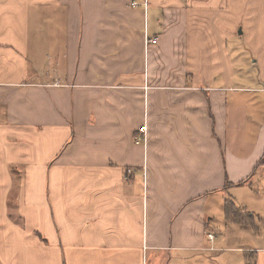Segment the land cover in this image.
<instances>
[{
    "label": "crops",
    "instance_id": "crops-1",
    "mask_svg": "<svg viewBox=\"0 0 264 264\" xmlns=\"http://www.w3.org/2000/svg\"><path fill=\"white\" fill-rule=\"evenodd\" d=\"M143 3L0 0V264H264L207 210L264 170V0Z\"/></svg>",
    "mask_w": 264,
    "mask_h": 264
},
{
    "label": "rangeland",
    "instance_id": "rangeland-1",
    "mask_svg": "<svg viewBox=\"0 0 264 264\" xmlns=\"http://www.w3.org/2000/svg\"><path fill=\"white\" fill-rule=\"evenodd\" d=\"M256 133L257 125L247 135L255 136ZM221 196L210 199L207 205V210L213 216L211 231L216 236L215 246L221 249L250 248L264 243V170L256 172L248 188ZM225 202L232 205V210L240 218L241 224H235L233 218L227 219ZM197 257L203 264H242L245 260L243 252L230 250L201 252Z\"/></svg>",
    "mask_w": 264,
    "mask_h": 264
},
{
    "label": "built area",
    "instance_id": "built-area-1",
    "mask_svg": "<svg viewBox=\"0 0 264 264\" xmlns=\"http://www.w3.org/2000/svg\"><path fill=\"white\" fill-rule=\"evenodd\" d=\"M133 6H136V4H132ZM143 6H144V9L147 7V0H144V3H143ZM144 43H145V47L148 48L149 46H152V45H155L157 43V40L155 38H149L145 35L144 37ZM146 132H147V128L146 126H142L140 129H139V133L142 134V136L136 138V143H140V142H145L146 141ZM133 170H127V173L130 174L132 173ZM144 176V175H143ZM145 178V176H144ZM214 239V237L212 235H208V240L210 242H212Z\"/></svg>",
    "mask_w": 264,
    "mask_h": 264
},
{
    "label": "trees",
    "instance_id": "trees-1",
    "mask_svg": "<svg viewBox=\"0 0 264 264\" xmlns=\"http://www.w3.org/2000/svg\"><path fill=\"white\" fill-rule=\"evenodd\" d=\"M224 210H225L227 219L228 218H233L232 221H234L235 224H239V223L241 224L240 218H237L238 216L232 210V205L229 204V202H225V204H224ZM232 215H233V217H232ZM240 217H241V219H243V216L242 215H240Z\"/></svg>",
    "mask_w": 264,
    "mask_h": 264
}]
</instances>
